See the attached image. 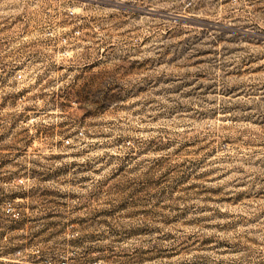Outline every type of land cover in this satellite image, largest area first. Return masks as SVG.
<instances>
[{
  "label": "rangeland",
  "instance_id": "obj_1",
  "mask_svg": "<svg viewBox=\"0 0 264 264\" xmlns=\"http://www.w3.org/2000/svg\"><path fill=\"white\" fill-rule=\"evenodd\" d=\"M0 264H264V0H0Z\"/></svg>",
  "mask_w": 264,
  "mask_h": 264
}]
</instances>
